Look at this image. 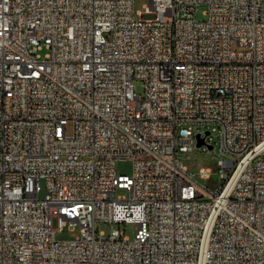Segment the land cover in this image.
Here are the masks:
<instances>
[{
  "label": "built area",
  "instance_id": "built-area-1",
  "mask_svg": "<svg viewBox=\"0 0 264 264\" xmlns=\"http://www.w3.org/2000/svg\"><path fill=\"white\" fill-rule=\"evenodd\" d=\"M145 7L0 0V264H264V0Z\"/></svg>",
  "mask_w": 264,
  "mask_h": 264
},
{
  "label": "rangeland",
  "instance_id": "rangeland-1",
  "mask_svg": "<svg viewBox=\"0 0 264 264\" xmlns=\"http://www.w3.org/2000/svg\"><path fill=\"white\" fill-rule=\"evenodd\" d=\"M149 0H134L135 11L137 12L136 16L140 17L138 12H142L146 9V5ZM207 5L204 3L198 4L197 10L195 12V17L198 20H204L207 18L206 14ZM146 18L151 17V15L146 14ZM233 47H237V44L233 42ZM47 49L41 50V53L44 54ZM136 90L138 93H143L144 91V83L141 80L136 81ZM68 130L70 133L73 131V125L70 123L68 126ZM220 157L218 145L214 148L208 149L204 151L202 146L197 144V140H194V148L189 150L185 154L181 155V158L185 161L186 164H191L192 170H194L198 174V164H204L212 167L211 178L208 179H200L201 182L205 183L209 186L210 189H216L217 186L221 183V176L218 169V158ZM117 171L122 174L131 175L133 170V163L131 160H118L116 163ZM128 193L126 189H119L117 194H126ZM45 191L41 192V196H44ZM54 226H57V220H54ZM100 230H104L109 232L114 226H117L121 230L125 231L126 236L130 239H133L137 233V224L134 221L122 222L120 224H111L103 221H98L97 224ZM80 235V226H66L64 230L57 232L56 238L58 240H69L75 239Z\"/></svg>",
  "mask_w": 264,
  "mask_h": 264
},
{
  "label": "water",
  "instance_id": "water-1",
  "mask_svg": "<svg viewBox=\"0 0 264 264\" xmlns=\"http://www.w3.org/2000/svg\"><path fill=\"white\" fill-rule=\"evenodd\" d=\"M202 143H203V140L200 139L199 142H198V145L200 146ZM211 148H212V146H211Z\"/></svg>",
  "mask_w": 264,
  "mask_h": 264
}]
</instances>
